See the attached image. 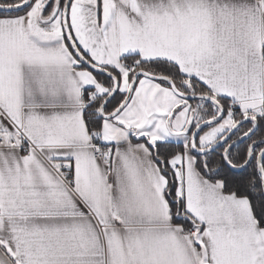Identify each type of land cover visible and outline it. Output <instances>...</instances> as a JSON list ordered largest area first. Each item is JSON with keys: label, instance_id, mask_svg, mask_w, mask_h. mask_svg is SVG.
Segmentation results:
<instances>
[{"label": "snow or ice", "instance_id": "obj_1", "mask_svg": "<svg viewBox=\"0 0 264 264\" xmlns=\"http://www.w3.org/2000/svg\"><path fill=\"white\" fill-rule=\"evenodd\" d=\"M0 264H264V0H0Z\"/></svg>", "mask_w": 264, "mask_h": 264}]
</instances>
